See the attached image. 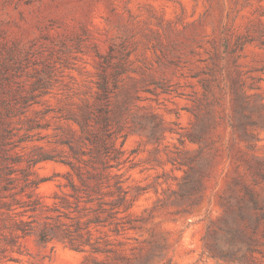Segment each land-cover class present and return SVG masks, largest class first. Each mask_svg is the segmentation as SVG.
<instances>
[{"label":"rangeland","instance_id":"rangeland-1","mask_svg":"<svg viewBox=\"0 0 264 264\" xmlns=\"http://www.w3.org/2000/svg\"><path fill=\"white\" fill-rule=\"evenodd\" d=\"M0 264H264V0H0Z\"/></svg>","mask_w":264,"mask_h":264},{"label":"trees","instance_id":"trees-1","mask_svg":"<svg viewBox=\"0 0 264 264\" xmlns=\"http://www.w3.org/2000/svg\"><path fill=\"white\" fill-rule=\"evenodd\" d=\"M72 188L74 190H77V188L75 187V185L72 184ZM120 189V188H119ZM124 197H121L119 200H117L116 202H114V206L119 204L121 201H123ZM251 202H252V208L253 209H258L259 208V205H258V202L251 199ZM247 208L246 206L244 207V209ZM244 209L242 210V213H240V216H241V219H244V215H243V211ZM258 221V220H257ZM228 233L230 234V239H229V242H236V240H242V238L237 234V231L235 230H230L228 231ZM41 241L42 242H47L48 241V238H47V234L45 232H42L41 233ZM243 241V240H242ZM219 254L222 256V257H234L235 256V253L233 252H223V251H219Z\"/></svg>","mask_w":264,"mask_h":264}]
</instances>
